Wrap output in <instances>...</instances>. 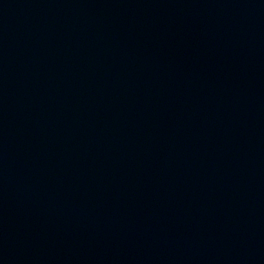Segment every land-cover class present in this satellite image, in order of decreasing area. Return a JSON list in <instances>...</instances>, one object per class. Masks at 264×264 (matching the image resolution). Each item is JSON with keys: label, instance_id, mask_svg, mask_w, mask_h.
Returning <instances> with one entry per match:
<instances>
[{"label": "water", "instance_id": "95a60500", "mask_svg": "<svg viewBox=\"0 0 264 264\" xmlns=\"http://www.w3.org/2000/svg\"><path fill=\"white\" fill-rule=\"evenodd\" d=\"M0 264H264V0H0Z\"/></svg>", "mask_w": 264, "mask_h": 264}]
</instances>
